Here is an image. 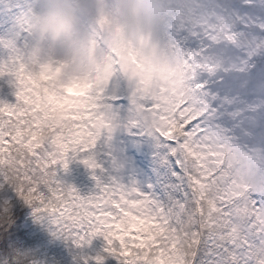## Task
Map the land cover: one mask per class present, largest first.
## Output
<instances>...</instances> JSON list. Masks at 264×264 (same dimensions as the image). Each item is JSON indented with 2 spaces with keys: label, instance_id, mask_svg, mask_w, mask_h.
I'll return each instance as SVG.
<instances>
[{
  "label": "snow or ice",
  "instance_id": "6c2138e0",
  "mask_svg": "<svg viewBox=\"0 0 264 264\" xmlns=\"http://www.w3.org/2000/svg\"><path fill=\"white\" fill-rule=\"evenodd\" d=\"M200 7L199 27L159 34L181 70L170 96L118 71L78 93L49 87L0 10V264H44L45 232L76 264H264V0ZM121 130L151 141L154 182L124 178ZM77 157L87 195L60 178Z\"/></svg>",
  "mask_w": 264,
  "mask_h": 264
},
{
  "label": "rangeland",
  "instance_id": "374dc122",
  "mask_svg": "<svg viewBox=\"0 0 264 264\" xmlns=\"http://www.w3.org/2000/svg\"><path fill=\"white\" fill-rule=\"evenodd\" d=\"M20 3L22 7L13 8L11 0H7L0 3V10L11 9L15 13V25L27 37L21 51L23 64L38 75L40 82L53 89L71 88L78 93L90 83L105 82L118 71L133 85H143L157 95L164 92L171 95L181 70L170 67L158 37L173 24L187 27L193 23L190 15L194 6L185 7L181 0H20ZM200 14L196 27L204 19L202 8ZM115 143L123 149L122 174L126 180L131 178L144 184L157 179L155 174L149 177L145 171V165L149 171L158 168L150 140L138 142V138L121 130L116 133ZM66 162L68 168L61 172L60 178L75 186L81 195H87L94 188L93 170L79 157ZM163 171L159 168V173ZM45 235L48 248L54 251L37 246V251H43L44 264H76L74 247L64 240L53 239L47 232ZM93 248L99 250L95 241Z\"/></svg>",
  "mask_w": 264,
  "mask_h": 264
},
{
  "label": "bare ground",
  "instance_id": "6f19581e",
  "mask_svg": "<svg viewBox=\"0 0 264 264\" xmlns=\"http://www.w3.org/2000/svg\"><path fill=\"white\" fill-rule=\"evenodd\" d=\"M181 1L184 2L183 4H184L185 7H189L190 5L193 6V3H194L195 0H181ZM64 2H65V1H64ZM64 7H65V4H64ZM200 9H201V8H199V7H198L197 10L195 9V10H196V11H195V14L199 15L198 13H200V11H199ZM189 28H191V27H189ZM54 52H55V51H54ZM44 65H45V64H44Z\"/></svg>",
  "mask_w": 264,
  "mask_h": 264
}]
</instances>
